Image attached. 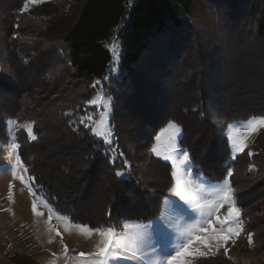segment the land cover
Returning a JSON list of instances; mask_svg holds the SVG:
<instances>
[{"label": "trees", "instance_id": "trees-1", "mask_svg": "<svg viewBox=\"0 0 264 264\" xmlns=\"http://www.w3.org/2000/svg\"><path fill=\"white\" fill-rule=\"evenodd\" d=\"M202 1L73 0L68 8L72 19L65 23L67 17L21 11L25 0H0V164L4 162L1 145L10 140L6 121L26 110L27 119L35 122L37 139L29 140L26 131L18 128L14 132L20 145L17 154L28 177L35 178L31 183L35 192L53 211L71 224L90 228L115 227L119 220L145 222L158 214L172 185L171 164L150 156L144 168L130 164L122 177L115 172L125 158L132 163L136 152L150 148L157 131L173 121L181 129L177 145L189 152L192 171L211 182L223 181L232 171L227 178L235 190L245 232L253 233L255 247L264 246V216L251 208L264 202L260 159L264 153L249 156L245 149L232 157L223 135L231 123L264 116V54L254 44L264 38V0H205L213 7L225 5L229 20L252 24L255 39L247 54L251 58L237 67L231 54L241 42L235 43V50L230 44L235 34L225 33L223 45L214 50L218 59L206 68L200 64L199 82L185 87L175 69L183 67L181 57L192 50L194 16ZM161 36L168 37V43L149 66L145 62ZM194 39L196 53L201 54L195 60L204 62L202 46ZM112 42L118 48L114 73L110 71ZM162 62L166 67L159 73L160 82L146 79L149 83L142 84L144 74ZM144 71L148 72L140 76ZM204 75L209 83L204 82ZM63 77L66 81L60 82ZM95 81L111 96L109 122L117 147L113 160L102 140L74 120L93 94ZM154 84L155 90L144 89ZM254 85L260 86L255 89ZM70 110L72 116L63 115ZM129 144L135 146L130 149ZM151 164L162 168L152 183L144 170ZM249 165L255 166V174L249 172ZM66 183L81 195L72 199ZM94 197L102 216L85 205H94ZM10 258L15 264H40L27 253L15 252Z\"/></svg>", "mask_w": 264, "mask_h": 264}, {"label": "rangeland", "instance_id": "rangeland-1", "mask_svg": "<svg viewBox=\"0 0 264 264\" xmlns=\"http://www.w3.org/2000/svg\"><path fill=\"white\" fill-rule=\"evenodd\" d=\"M73 0H40L39 3L29 4L26 12L36 15L42 16H55L57 18L67 17L65 18V23L69 22L72 17L68 15V8L70 4L74 3ZM222 5V3H220ZM212 6L207 3L205 0L200 2L196 10V14L194 16V24H193V34L191 37L192 41V50H187L184 55L181 57L184 61V65L178 66L177 70L175 69V73L180 77V80H183L185 87L191 86L190 84L194 82L197 84L199 82L198 70H200V64L206 68L207 64H213L218 58L214 56V50L220 45H223L222 39L231 35V33L235 34V37L231 38L232 45H235V50L237 46L239 47L237 52H233L231 54L232 60L236 63L237 67L244 65L251 57L247 58V54L251 49L250 43L253 39H255V34L252 31V24L244 25V21L241 20L239 22L234 20H229L228 16L225 13H228L225 5L221 6ZM73 6V5H72ZM75 6V5H74ZM260 6H262V2L260 1ZM68 15V16H67ZM245 20V19H244ZM58 25H56L57 27ZM228 29H232L233 32H228ZM237 32V34L235 33ZM225 33H228L225 34ZM221 35L222 38H221ZM233 35V34H232ZM246 37V38H245ZM168 38V37H167ZM164 36L157 40H155V50H153L147 58V63L149 66L158 60V55L162 46L168 43V39ZM194 38H197L198 44L202 46L199 50H201L202 55H205L204 62H199L196 56L199 55L196 53V41ZM221 38V39H220ZM244 40V41H243ZM245 40L248 41L247 45H245ZM221 41V43H220ZM241 42L236 46L235 43ZM255 44V49L260 52L263 57L264 54V38L259 39ZM223 49V48H222ZM110 50L112 52V62L110 71L111 73L115 72L116 65V57L118 53V48L114 42L110 45ZM203 50V51H202ZM254 50V49H253ZM260 55V56H261ZM212 56V57H211ZM211 60V61H210ZM165 62V60H164ZM162 62V66H158L154 70L150 71L147 74H143L142 84L144 82H148L149 80L160 82V75L163 69L166 67L165 63ZM235 65V66H236ZM158 70V71H156ZM160 70V71H159ZM203 70V69H202ZM241 72L240 75H242ZM205 83H209L210 78L204 75ZM107 78V77H106ZM104 78V80H106ZM141 78V77H140ZM148 81H147V80ZM141 80V79H140ZM66 77H63L60 82H65ZM96 82V81H95ZM94 82V83H95ZM93 83V84H94ZM149 83V82H148ZM240 84L239 82L234 85ZM254 84V83H253ZM156 84L154 85H146L144 89L152 91L155 90ZM260 86V85H259ZM258 85H254L255 89L259 88ZM161 88V87H160ZM141 90L142 92H145ZM185 89V88H184ZM94 92L91 95L90 99H97L98 101L101 99V95L104 100H107L111 96L107 93L108 90L103 87L100 83L93 88ZM263 92V91H262ZM258 96L256 98H260ZM264 97V95H262ZM144 98V97H143ZM139 100H142L141 95H138ZM112 102L110 103V109L105 110L103 106L98 103L96 105H91L84 103V109L81 113H78L74 117V120L79 122L80 117H85L86 123H91L93 126H96L98 130L104 131L107 130L109 135L107 137H101L92 133L102 140V143L107 148L108 152L111 153V159L115 158L117 154V147L115 145L113 127L109 122L110 115L112 113ZM141 105V104H140ZM26 110L23 113L19 114V118H11L9 120H15L17 123L15 125L7 124V133L10 137V140L7 144L1 145V149L3 150V160L4 162L0 164V264H15L13 259H11V255L15 252L19 253H27L33 256L35 262H39L40 264H82L81 260L78 259L77 254L80 252H91L94 250V245L98 242L99 237L96 234H92L91 236L82 232L80 229L76 228L74 224H71L66 217L60 216L50 207L48 202L42 197L41 194L36 193L35 195L29 193V184L22 183L19 176L23 175L25 181H28L27 173H24L22 169L15 166V157L17 155V149H13L11 147L12 143H16L14 140V132L18 128H23L30 121L26 117ZM87 116L93 117L92 121H88L86 119ZM213 120L217 121L215 116ZM6 121V122H7ZM168 122L157 131L160 133L162 129L166 127ZM226 126L223 131V135L227 137L231 148L232 157L238 154L233 149L230 140L228 139V134L231 131L230 125ZM24 129V128H23ZM145 130H149L148 127ZM155 134L153 138V144L156 142ZM181 131L176 135V146L178 149H184L178 147L177 139L180 136ZM162 141L166 139V134L161 137ZM106 140H110V145L106 143ZM130 149L135 145L129 144ZM115 149L116 151H113ZM248 152L252 154L255 152H259L260 154L264 153V128H260L258 131L254 132L247 139V147L245 148ZM182 155V153H180ZM173 159H164L163 157H157L163 161H167L171 164V175H172V185L170 189H184L188 182H191L192 185H198L200 183H204L207 186L215 185L217 182H211L210 180L203 177L200 173H195L191 169L190 165H181L178 162L174 163L176 159V154L173 153ZM150 156L155 155L149 152V148L145 150H141V152H136L133 157V162H129V164L134 165L137 168H144L148 162V158ZM262 160V164L264 165V155ZM135 163V164H134ZM155 167V165L151 164L145 170V175L147 177H152L150 183L155 180L156 172H161L162 168ZM186 168H190L186 170ZM128 169V168H127ZM156 170V171H155ZM15 171L16 175L13 176V172ZM251 174H255L256 168L254 167L253 171H249ZM126 174V172H125ZM102 178H100V182H102ZM149 182V181H148ZM222 182V181H221ZM68 188L70 189L71 198L74 199L75 196L81 195V191L75 190V186L71 183H66ZM149 185V184H148ZM32 186V185H31ZM84 186V185H83ZM99 187H97V191L95 195L99 194ZM34 189V188H33ZM168 190L167 194L163 197L162 205L158 214L155 217H152L150 220L145 222L140 221H128L134 224H149V222L154 221L160 218L162 211H164L167 216L172 217L179 213L184 217V220L180 221L181 225L187 222V224H192L196 222V218L198 217V213H193L191 209H188L183 201L179 200V197L174 195L173 191ZM189 194H191V189L188 190ZM92 203L94 205L88 203L86 206H91L93 211L98 216H102L101 208L96 203V198L94 197ZM173 200L177 203L173 204ZM36 202L37 212L41 213V215H36L32 211V202ZM84 205V204H83ZM83 207V206H81ZM236 207H238L236 205ZM239 208V207H238ZM252 212L256 215L262 214L264 216V202L258 203L257 209L251 206ZM228 205L225 204L218 213L223 216L227 213ZM255 209V210H254ZM51 210V211H50ZM51 216V219L49 217ZM189 217H193V219H188ZM122 221V220H119ZM116 230L119 232L123 229V223H118L115 226ZM59 233V235L57 234ZM246 232L235 242L229 241L225 246L220 248L213 247L211 252H208L206 256H197L191 259V264H264V246L255 247L254 244L249 245L246 239ZM262 238V234L260 235ZM263 239V238H262ZM65 246L67 247V252L64 251ZM224 247H227L228 252L227 255L224 252ZM203 251H207L206 249H202Z\"/></svg>", "mask_w": 264, "mask_h": 264}, {"label": "snow or ice", "instance_id": "snow-or-ice-1", "mask_svg": "<svg viewBox=\"0 0 264 264\" xmlns=\"http://www.w3.org/2000/svg\"><path fill=\"white\" fill-rule=\"evenodd\" d=\"M40 0H25L21 11H26L29 4L39 3ZM18 26V25H17ZM15 38V37H14ZM28 61H25L27 63ZM100 82L96 81L92 87L95 88ZM85 103L96 105L100 103L107 111L110 109L111 98L107 100L90 99ZM64 116H72L70 110L63 113ZM79 124L85 129H90L93 133L101 137H107V130L100 131L91 123L85 122V117H80ZM88 121H92L93 117L87 116ZM74 121H69L73 123ZM9 125H15L17 121L9 120L6 122ZM35 122H29L23 126L29 140H36L33 127ZM231 131L228 134V139L235 152L240 153L247 147V139L251 134L264 128V116H252L245 121H236L229 126ZM78 131V129H76ZM181 131L180 127L173 121H169L160 133L155 137V143L149 148V152L156 157L164 159H173V153L176 154L175 162L181 165H190L191 157L186 149H178L176 146V135ZM166 134V139L162 141L161 137ZM110 145V140H106ZM11 147L19 149L18 143H12ZM113 151H116L113 149ZM182 153V155L180 154ZM124 157V153H118ZM249 156L253 155L251 152ZM15 166L27 173L20 156L15 157ZM130 167L127 158L124 159L123 167L115 172V176L122 177L125 175V170ZM254 165H249L248 170L253 171ZM190 171V168H186ZM232 171L229 170L227 177L232 176ZM15 171L13 176H15ZM222 182H217L215 185L207 186L204 183L192 185L188 182L184 189H170L174 195L183 201L188 209L193 213H198L196 222L192 224L185 223L181 225L180 221L184 217L177 213L175 216L169 217L162 214L160 218L149 222V224H134L127 221H118L123 223V229L117 231L114 226L90 228L88 225H75L76 228L91 236L96 234L99 237L98 242L94 245V250L88 253L80 252L77 254L78 259L82 264H191V259L197 256H206L211 252L213 247L220 248L225 246L229 241L235 242L244 233V221L241 219V210L236 207L235 190L231 186L228 178ZM18 179L22 183L29 184V193L35 195V190L31 186L34 183V177H28L25 181L23 175ZM191 189V194H189ZM177 203L173 200V204ZM228 205L227 213L223 216L219 215L220 209ZM32 211L36 215H41L37 212L36 202H32ZM51 211V210H50ZM51 219V216L49 217ZM188 219H193L189 217ZM59 235V233H57ZM247 243L253 244V233L247 232ZM206 249L207 251H203ZM64 251L67 252L65 246ZM224 252L227 255L228 249L224 247Z\"/></svg>", "mask_w": 264, "mask_h": 264}, {"label": "bare ground", "instance_id": "bare-ground-1", "mask_svg": "<svg viewBox=\"0 0 264 264\" xmlns=\"http://www.w3.org/2000/svg\"><path fill=\"white\" fill-rule=\"evenodd\" d=\"M162 214L167 215L164 211H162L161 215H162ZM161 215H160V217H161Z\"/></svg>", "mask_w": 264, "mask_h": 264}]
</instances>
